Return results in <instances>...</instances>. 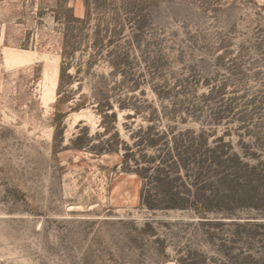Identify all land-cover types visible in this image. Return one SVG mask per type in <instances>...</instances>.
<instances>
[{"label":"rangeland","instance_id":"rangeland-1","mask_svg":"<svg viewBox=\"0 0 264 264\" xmlns=\"http://www.w3.org/2000/svg\"><path fill=\"white\" fill-rule=\"evenodd\" d=\"M0 264H264V0H0Z\"/></svg>","mask_w":264,"mask_h":264}]
</instances>
